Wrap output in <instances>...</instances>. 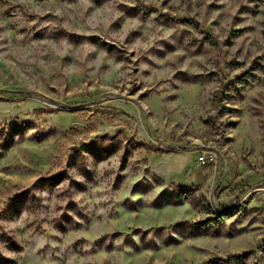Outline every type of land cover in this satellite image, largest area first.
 Returning a JSON list of instances; mask_svg holds the SVG:
<instances>
[{
    "label": "rangeland",
    "instance_id": "obj_1",
    "mask_svg": "<svg viewBox=\"0 0 264 264\" xmlns=\"http://www.w3.org/2000/svg\"><path fill=\"white\" fill-rule=\"evenodd\" d=\"M0 264H264V0H0Z\"/></svg>",
    "mask_w": 264,
    "mask_h": 264
}]
</instances>
